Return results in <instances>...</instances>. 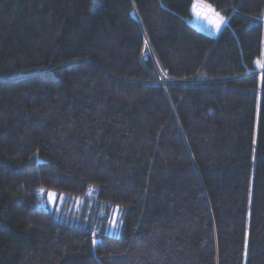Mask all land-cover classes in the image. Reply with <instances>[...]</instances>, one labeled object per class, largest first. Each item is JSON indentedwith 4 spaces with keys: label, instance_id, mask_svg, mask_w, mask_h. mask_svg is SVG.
<instances>
[{
    "label": "trees",
    "instance_id": "16d2710c",
    "mask_svg": "<svg viewBox=\"0 0 264 264\" xmlns=\"http://www.w3.org/2000/svg\"><path fill=\"white\" fill-rule=\"evenodd\" d=\"M201 1L217 34L194 0H0V264H264V0Z\"/></svg>",
    "mask_w": 264,
    "mask_h": 264
},
{
    "label": "rangeland",
    "instance_id": "374dc122",
    "mask_svg": "<svg viewBox=\"0 0 264 264\" xmlns=\"http://www.w3.org/2000/svg\"><path fill=\"white\" fill-rule=\"evenodd\" d=\"M208 6V4L201 1L197 10H192V21L199 28L217 34L224 23L217 29L213 23L215 16ZM197 12L201 14L197 15ZM41 189L39 190L40 204L52 211L54 216L61 221L91 226L109 234H120L126 212L124 205L102 201L97 197H76L65 192L44 189L42 192ZM49 193L55 194V197L51 200L49 199Z\"/></svg>",
    "mask_w": 264,
    "mask_h": 264
},
{
    "label": "snow or ice",
    "instance_id": "6c2138e0",
    "mask_svg": "<svg viewBox=\"0 0 264 264\" xmlns=\"http://www.w3.org/2000/svg\"><path fill=\"white\" fill-rule=\"evenodd\" d=\"M201 2V0H194V3L192 5V10L193 11H196L197 8H198V5L199 3ZM94 3H95V0H94ZM209 7V10L213 12L214 16H215V20L213 21V23L215 24V26L217 27V29H219L220 25L223 24L225 22V17L221 16L219 13H216L214 9H211L210 6ZM201 13L200 12H197V15H200ZM256 63L261 66V67H264V63H261L260 60H257ZM41 191L43 192L44 190L41 189ZM55 197V194L54 193H49V199H53ZM115 223V221H113ZM96 241L93 240V243H95Z\"/></svg>",
    "mask_w": 264,
    "mask_h": 264
}]
</instances>
